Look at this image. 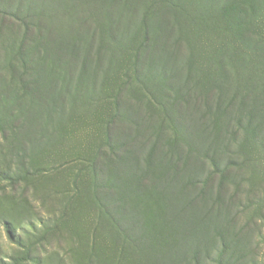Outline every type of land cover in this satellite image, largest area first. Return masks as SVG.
<instances>
[{
  "label": "rangeland",
  "instance_id": "obj_1",
  "mask_svg": "<svg viewBox=\"0 0 264 264\" xmlns=\"http://www.w3.org/2000/svg\"><path fill=\"white\" fill-rule=\"evenodd\" d=\"M0 264H264V0H0Z\"/></svg>",
  "mask_w": 264,
  "mask_h": 264
},
{
  "label": "trees",
  "instance_id": "obj_2",
  "mask_svg": "<svg viewBox=\"0 0 264 264\" xmlns=\"http://www.w3.org/2000/svg\"><path fill=\"white\" fill-rule=\"evenodd\" d=\"M230 10H231V8H230Z\"/></svg>",
  "mask_w": 264,
  "mask_h": 264
}]
</instances>
